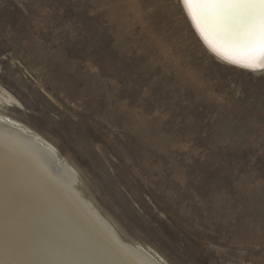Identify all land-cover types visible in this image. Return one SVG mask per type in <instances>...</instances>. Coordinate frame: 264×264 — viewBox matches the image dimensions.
<instances>
[{
	"label": "rangeland",
	"instance_id": "obj_1",
	"mask_svg": "<svg viewBox=\"0 0 264 264\" xmlns=\"http://www.w3.org/2000/svg\"><path fill=\"white\" fill-rule=\"evenodd\" d=\"M0 88L124 241L264 264V69L214 59L177 0H0Z\"/></svg>",
	"mask_w": 264,
	"mask_h": 264
},
{
	"label": "bare ground",
	"instance_id": "obj_2",
	"mask_svg": "<svg viewBox=\"0 0 264 264\" xmlns=\"http://www.w3.org/2000/svg\"><path fill=\"white\" fill-rule=\"evenodd\" d=\"M177 1L202 47L217 61L242 70L216 55L209 44L219 48L217 40L202 26L206 42L182 0ZM259 69L246 72L259 74ZM16 103L0 88V109ZM77 181L48 143L0 114V264H161L148 249L124 241L76 189Z\"/></svg>",
	"mask_w": 264,
	"mask_h": 264
},
{
	"label": "snow or ice",
	"instance_id": "obj_3",
	"mask_svg": "<svg viewBox=\"0 0 264 264\" xmlns=\"http://www.w3.org/2000/svg\"><path fill=\"white\" fill-rule=\"evenodd\" d=\"M188 15L208 42L202 26L217 40V56L242 68H264V0H182ZM219 29V30H218ZM227 37L221 39V36ZM223 48L234 55H225Z\"/></svg>",
	"mask_w": 264,
	"mask_h": 264
},
{
	"label": "water",
	"instance_id": "obj_4",
	"mask_svg": "<svg viewBox=\"0 0 264 264\" xmlns=\"http://www.w3.org/2000/svg\"><path fill=\"white\" fill-rule=\"evenodd\" d=\"M230 65H232V66H235V67H238V65L236 66V65H233V64H231V63H229ZM238 68H240V69H242V70H245V71H251V69H248V68H242V67H238ZM264 68H261V69H259V72L260 71H262Z\"/></svg>",
	"mask_w": 264,
	"mask_h": 264
}]
</instances>
